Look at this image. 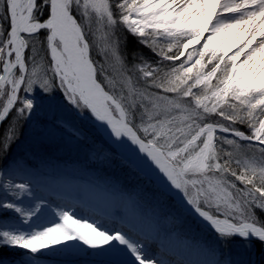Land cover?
I'll use <instances>...</instances> for the list:
<instances>
[{
	"label": "snow or ice",
	"instance_id": "1",
	"mask_svg": "<svg viewBox=\"0 0 264 264\" xmlns=\"http://www.w3.org/2000/svg\"><path fill=\"white\" fill-rule=\"evenodd\" d=\"M129 36L158 60L133 49L129 64ZM10 115L0 213L26 227L0 226V264L6 251L11 264H172L149 254L136 225L52 211L31 179L16 180L10 149L23 124L37 149L63 138L101 163L122 157L158 189L144 194L153 206L143 214L157 224H180L179 210L198 216L215 240L195 264H264V0H0V124ZM163 195L177 212L161 210Z\"/></svg>",
	"mask_w": 264,
	"mask_h": 264
},
{
	"label": "rangeland",
	"instance_id": "2",
	"mask_svg": "<svg viewBox=\"0 0 264 264\" xmlns=\"http://www.w3.org/2000/svg\"><path fill=\"white\" fill-rule=\"evenodd\" d=\"M138 51L150 61L158 60L143 45H140ZM93 58L98 62L103 61V57L95 54ZM128 61L129 64L132 63L130 58ZM57 116H64L77 123L85 136L93 141L103 142L93 125L89 121L78 120L74 112L58 111ZM236 126L243 128L239 124ZM19 129L20 139L14 142L10 149V160L15 161L11 163L10 170L16 180L22 177L31 179L36 195L47 200L53 206L52 211L70 209L77 217L97 219L110 228L122 227L126 232L129 231L127 225L134 224L138 230L135 238L143 239L139 235L140 232L149 237L145 243L150 255L172 261V264H195L202 261L198 256L205 254L215 240V233L204 222L183 210H179L182 221L180 224H167L163 221L157 224L143 215L153 206V202L146 199L144 194L157 195L158 189L147 176L133 169L130 164H122V157L117 155L110 163H101L89 158L87 149L90 145L84 142L72 144L63 138L44 143L37 149L33 133L27 124H23ZM105 147L109 146L105 144ZM237 184L243 187L239 182ZM138 189H143V192L138 194ZM2 197L3 193H0V198ZM87 202L91 203L90 207L86 205ZM161 210L178 211L172 196H162ZM16 225L18 220L15 214L0 213V226ZM153 236L160 241H153ZM6 257L9 264L17 258L16 254ZM206 258L208 257L205 255L204 259ZM256 258L258 259V256ZM45 264H99V261L84 255H65L46 257Z\"/></svg>",
	"mask_w": 264,
	"mask_h": 264
},
{
	"label": "trees",
	"instance_id": "3",
	"mask_svg": "<svg viewBox=\"0 0 264 264\" xmlns=\"http://www.w3.org/2000/svg\"><path fill=\"white\" fill-rule=\"evenodd\" d=\"M133 49H137V50H139V49H140V45H138V44L136 43V38H135V37L129 36V38H128V50H129V56H128V58H130V60H132V57H131L130 53H131V50H133ZM132 62H133V61H132ZM14 114H15V112H14V110H13L12 115H14ZM10 119H11V115L7 118V120H5V121L2 123L1 128H0V135L3 134L5 128H6L7 125H8V121H9ZM19 130H20V129H19ZM21 251H22V250H21ZM11 254L14 255L15 253H13V252H11V251H6V252L4 253L5 256H9V255H11Z\"/></svg>",
	"mask_w": 264,
	"mask_h": 264
},
{
	"label": "bare ground",
	"instance_id": "4",
	"mask_svg": "<svg viewBox=\"0 0 264 264\" xmlns=\"http://www.w3.org/2000/svg\"><path fill=\"white\" fill-rule=\"evenodd\" d=\"M229 15H231V14H229ZM213 19H215V18H213ZM257 39H259V37H258ZM230 54H231V53H230ZM75 198H76L77 200L81 201V199H79L78 197H75ZM173 199H174V198H173ZM86 205L90 207V206H91V203H90V202H87ZM190 213H192V212H190ZM106 214H107V213H105V215H106ZM193 214H194V213H193ZM194 215H195V214H194ZM195 216H196V215H195ZM112 217L115 218V216H112ZM196 217H198V216H196ZM198 218H199V217H198ZM156 238H157L156 236H153V237H152V240H153V241H156V242H159L160 240L158 241ZM198 257H199L200 259L203 260L204 257H205V254L203 253L202 255H200V256H198Z\"/></svg>",
	"mask_w": 264,
	"mask_h": 264
},
{
	"label": "water",
	"instance_id": "5",
	"mask_svg": "<svg viewBox=\"0 0 264 264\" xmlns=\"http://www.w3.org/2000/svg\"><path fill=\"white\" fill-rule=\"evenodd\" d=\"M190 215H192V216H194L196 219H198L200 222H202L201 221V219L200 218H198V217H196L193 213H190V212H188Z\"/></svg>",
	"mask_w": 264,
	"mask_h": 264
}]
</instances>
